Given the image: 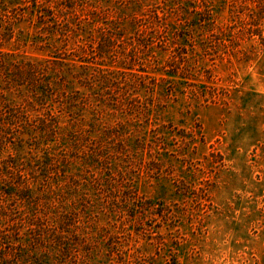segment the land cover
I'll return each mask as SVG.
<instances>
[{"label":"rangeland","instance_id":"obj_1","mask_svg":"<svg viewBox=\"0 0 264 264\" xmlns=\"http://www.w3.org/2000/svg\"><path fill=\"white\" fill-rule=\"evenodd\" d=\"M0 52L81 73H0V264H264V0H0Z\"/></svg>","mask_w":264,"mask_h":264},{"label":"trees","instance_id":"obj_2","mask_svg":"<svg viewBox=\"0 0 264 264\" xmlns=\"http://www.w3.org/2000/svg\"><path fill=\"white\" fill-rule=\"evenodd\" d=\"M49 15H51L49 12H51L49 9L45 11ZM41 17V16H40ZM14 56L10 53H1L0 52V73L2 75V72L5 73V78L8 79V84L13 83L14 85H17L18 87L28 85L34 86V92H35V103L40 105H46L48 99L56 98L57 96H61L63 99L61 101L62 107L69 109L73 108L75 106L76 99H74L73 92L69 94L68 91H65L63 88L65 84L71 83L75 80L77 81V84L80 81L81 73H77L76 77H71V81L68 80L69 78H66V76H63L58 73V68L61 67L63 64H67L68 62H64L65 59H48L44 61H35V60H22V62L17 63L16 60H12ZM64 60V61H63ZM70 65H75L74 63ZM80 66V65H79ZM85 68H88L87 65H82ZM55 71V75H52L49 70ZM100 71L104 72L105 69H100ZM106 72V71H105ZM3 73V74H4ZM147 73L145 75H142L144 78H147ZM75 76V75H74ZM106 79V78H105ZM82 80H85L82 79ZM104 81V79H103ZM80 84V83H79ZM81 86V84L79 85ZM4 92L8 91V89H2ZM2 91V92H3ZM1 93L5 95L6 93ZM75 93L79 94V91H75ZM74 93V94H75ZM0 95V96H3ZM53 98H52V97ZM2 98V97H0ZM0 104L1 99H0ZM70 111L72 109H69ZM14 116L12 115V118ZM10 124V123H9Z\"/></svg>","mask_w":264,"mask_h":264}]
</instances>
